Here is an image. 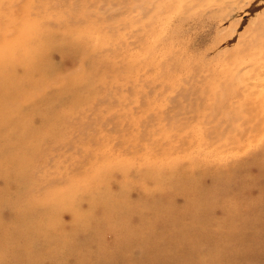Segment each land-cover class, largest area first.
Wrapping results in <instances>:
<instances>
[{
    "label": "rangeland",
    "instance_id": "rangeland-1",
    "mask_svg": "<svg viewBox=\"0 0 264 264\" xmlns=\"http://www.w3.org/2000/svg\"><path fill=\"white\" fill-rule=\"evenodd\" d=\"M59 1L0 0V61L14 67L0 73V110L9 113L13 107H3L5 101L17 104L11 77L27 84L15 111L20 124L0 123V264H264L263 127L246 125L241 139L234 129L208 139L209 126L194 122L188 128L195 139L189 150L171 157L154 154L153 127L162 126L160 133L169 138L175 131L165 129L162 120L149 124L147 108L158 112L168 105L158 101L147 107L137 101L146 82L144 71L137 76L135 70L147 59L146 18L128 25L137 13L125 8L112 21L108 17V22L69 31L48 26L66 22L76 7L75 0L61 7ZM203 1L191 0L190 13L203 20L184 28L196 40L186 59L198 65L212 59L211 74L220 70L224 76L240 65L242 73L251 74V65L264 58L249 56L260 52L251 25L263 17L264 0H207L198 7ZM103 3L78 2L77 9L111 16L114 7ZM258 6L263 12L255 10ZM172 18L157 17L176 24ZM120 19L128 26L112 30ZM177 34L172 28L165 37ZM29 35L49 45L39 52L44 56L39 67L25 74L23 64L30 67L36 54L21 52L16 40ZM123 39L134 43L129 68L112 49ZM39 79L50 87L37 91L33 83ZM111 119L116 122L106 123ZM254 136L259 141L251 142ZM78 163L91 179L68 177ZM54 180L60 183L51 184ZM93 200L118 203L107 210L90 205ZM130 232L149 236L153 248L132 241Z\"/></svg>",
    "mask_w": 264,
    "mask_h": 264
},
{
    "label": "bare ground",
    "instance_id": "bare-ground-1",
    "mask_svg": "<svg viewBox=\"0 0 264 264\" xmlns=\"http://www.w3.org/2000/svg\"><path fill=\"white\" fill-rule=\"evenodd\" d=\"M66 1L67 0H60V7L63 6ZM75 1L76 7H72V13L67 15L68 17L65 19L66 22L62 21L56 25L50 24L48 26H58L59 28L63 27L69 31H71L73 29L72 27L75 25L82 26L83 24H88L89 26L94 27L95 25H98L100 21L108 22L110 17V20L112 21L114 17L121 15L120 10L125 8L128 9V11L130 9V11L137 13L135 17L132 14L134 18H130L128 25H132L134 22L140 21V19L143 17L146 18L145 34L147 35V39L143 48L144 51H146L147 59L145 58L144 63H141L142 65H135L137 76L140 74L138 72L144 71L143 76L146 77V82L144 81L141 85L145 87V90L142 91V94L139 92L137 95V101L138 104L146 105L147 107L149 103H151V105H155V102L158 101H162L168 105V109L163 111L157 108L158 112L155 110L154 106H151V109L148 107V117L150 119L149 124H151L150 122H153L155 119L162 120L165 122V129L172 128L175 131L174 135L170 136L169 138L163 136L160 133L163 129L162 126H152V134L150 135L149 140H151V148L155 150L154 154L171 157L189 150L193 146L195 139L192 138L193 136L191 135V132L189 133L188 128L190 124L194 122H204L209 126L204 132L206 133L205 137L208 139L213 138L215 135H223L225 134V131L229 132L231 129H234L236 138L241 139L247 135V131L249 129L248 127H250L249 125L247 127L248 129L246 128V125L248 124H252V126L261 125V127H263L262 129L264 130V77H262L264 75V58L262 60L258 59L261 57V55L264 57V13L263 17H261L259 21H254L251 25V36L255 42L257 41V46L255 49L259 48L260 52L258 54L251 53L249 56L250 59L260 60L258 62H254V64L251 65L254 67V70H259L260 73H255L256 71L254 72V70L252 73L250 72L251 74H249V72L242 73L243 69L240 65L233 69H228L227 74L222 76V72L220 70H217L212 74L208 72V70L211 71L209 67H211L212 59L202 65L197 64L196 61L198 59H195V57L192 59H195L193 62L196 63L188 62L186 59L190 56L196 40L194 38L187 37L184 28L189 24V22L192 24H197V22L203 20L202 17L195 18L190 13L191 8L194 7L191 0H104L105 4L107 3L108 6H111V8L114 7L111 12V16L108 15L105 17L99 14L95 15L91 12H87L85 10L80 11L77 9L78 2L79 4L83 3L85 6V3L90 2L91 0ZM205 1L201 2L197 6L205 7ZM89 5L94 6L95 4L91 2ZM261 8L263 7H255V10H257V12H261ZM104 9L105 6L101 7V10ZM104 12L106 11L104 10ZM164 14H170L171 17L175 18L174 22L176 24H172V26L170 24L171 21L169 20L168 22L164 23H160V21L158 22L157 17ZM173 18L171 20H173ZM124 21L125 20L120 19L118 23L119 25L113 24L111 29L119 32L120 28L127 25H125ZM156 23L159 24L158 30L156 29ZM172 28H175L180 36L177 34L175 37H165L166 31L170 29L172 30ZM137 32L134 31L131 33L135 42L137 41ZM131 35H129V38H131ZM162 36L165 38L163 39ZM259 37H261V39L258 42ZM33 39L35 38L32 37V35H29L26 37H19L16 40L21 52H24V54H36V60L32 64L30 63V67L23 64L25 67V74H28L31 67H39L41 58H44V56H42V54L39 52L42 48L49 45L48 42H37L33 41ZM88 42L89 41H87V43ZM35 43H39V45ZM133 44L128 43L127 40L123 39L118 42L116 41L112 46L113 53L118 52V57H125L126 62L124 65L127 64L128 68V64L130 65L134 61V56L130 53V46ZM30 45L31 48L28 47ZM93 45L94 44H91L90 47L92 48ZM124 46L126 47V50L122 49ZM2 49L4 48L2 47L0 50ZM9 50L10 48L8 51ZM247 51H249V49ZM37 53L39 54L37 55ZM22 56L23 55L20 54L18 56L19 59H21ZM1 61V63L6 64H0V73H4V70L7 71V68L10 67L11 70L14 71L12 63L6 59ZM21 62L22 61H19V63ZM204 67L206 70H204ZM41 73L42 72H40V75ZM11 78L13 81H15L14 83H17V86L14 87V89L18 96L12 99L17 102V104H12V102L7 101L3 103V107L11 105L13 106L11 107L9 113L6 112L5 109L0 110V123L3 125L20 124L22 121V118H18L15 111H18L19 106L17 100L24 91L22 88L24 86L27 87V84L23 85V81L20 82V79L16 78V76ZM33 85L37 91H41L45 86L50 87L51 82L43 84L42 80L39 79L38 81L34 82ZM9 96L11 95L8 93L5 96V99L10 98ZM184 102L189 103V106H183ZM10 103L11 105H9ZM247 111H252V115L247 114ZM249 116L252 117L250 118ZM15 118L17 119V122H15ZM95 118L98 119L99 114H96ZM108 122L114 124L116 121L112 119L110 121L106 120V123ZM257 141H259V137L257 136H254L251 139V142ZM172 164L174 163L172 162ZM172 164L155 163L154 165L167 167ZM79 169L80 163H78L75 168L71 169V171L68 173V177L72 179L76 176H82L84 181L90 178L89 175L91 172L87 170L81 171ZM61 179L66 180L63 178ZM71 179H68V182ZM58 180L51 181L50 183L59 184L60 181ZM69 191H73L74 193L76 192L74 184H70ZM39 199L40 201H43L44 198L39 197ZM56 199L59 200L60 198L56 197ZM117 203H112L107 200H101L100 202L93 200L92 204L90 205L95 207H103L108 210L110 205H115ZM71 214L73 218L78 216V212H72ZM79 215L81 216L80 212ZM106 220L108 219H105V221ZM113 226H115V229L120 230L121 228L120 225ZM128 235L129 238H132V241H136L137 244L140 243L143 245V247L147 246L148 248H153L151 243H149V240H147L149 236L145 238L146 236H140V233L138 232H130ZM124 244L126 245L127 241L119 245L123 246Z\"/></svg>",
    "mask_w": 264,
    "mask_h": 264
}]
</instances>
